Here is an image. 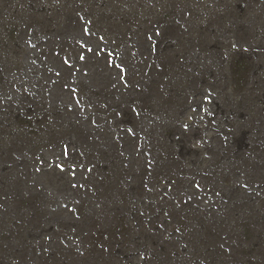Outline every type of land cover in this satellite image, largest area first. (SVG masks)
Here are the masks:
<instances>
[{
    "label": "rangeland",
    "instance_id": "374dc122",
    "mask_svg": "<svg viewBox=\"0 0 264 264\" xmlns=\"http://www.w3.org/2000/svg\"><path fill=\"white\" fill-rule=\"evenodd\" d=\"M264 264V0H0V264Z\"/></svg>",
    "mask_w": 264,
    "mask_h": 264
},
{
    "label": "bare ground",
    "instance_id": "6f19581e",
    "mask_svg": "<svg viewBox=\"0 0 264 264\" xmlns=\"http://www.w3.org/2000/svg\"><path fill=\"white\" fill-rule=\"evenodd\" d=\"M249 261H250V262H247V264H251V263H253L251 259H250ZM263 263H264V262H263ZM243 264H246V262H244Z\"/></svg>",
    "mask_w": 264,
    "mask_h": 264
}]
</instances>
